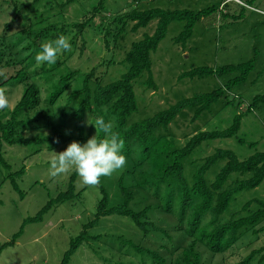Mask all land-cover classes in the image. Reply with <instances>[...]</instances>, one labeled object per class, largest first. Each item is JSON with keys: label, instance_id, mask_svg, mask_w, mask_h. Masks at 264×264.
<instances>
[{"label": "rangeland", "instance_id": "374dc122", "mask_svg": "<svg viewBox=\"0 0 264 264\" xmlns=\"http://www.w3.org/2000/svg\"><path fill=\"white\" fill-rule=\"evenodd\" d=\"M18 1L23 3L22 10L18 14L20 23L27 17L36 21L35 16H42L41 21L38 20L37 23L33 21L34 28L41 29L55 25L50 30V36L60 32L63 25L67 26L61 35L69 39L71 50L58 54L57 57L63 61L60 71L75 69L79 75L55 104L56 114L60 107L65 106L71 90L82 82V75L92 67L98 66L97 75L101 77L102 84L119 79L128 69V64L121 61L130 50L132 43L153 34L157 23L156 20H152L145 28H140L136 32H131L130 26L127 25L123 38L118 39L116 44L111 36L106 39L110 41L109 47L106 48L102 33L98 30L102 17L106 18V22L101 26L103 31L104 27L109 26L107 22L131 10L134 6L139 10L159 7L194 12L216 7L213 13L206 14L194 24L191 36L184 42L177 43L175 38L184 30L185 22L173 21L168 25L164 38L160 40L156 50L150 52L151 73L156 88L149 87L147 71H143L133 81L137 111L130 115L126 125L151 118L179 100L223 87L227 80L236 75V73H229L221 76L209 75L201 78L180 79L179 76L182 73L195 67L215 68L253 59L254 68L246 82L232 86L224 97L212 104L208 110L203 111L195 121H191L194 109L186 108L170 121L166 130L159 127L155 134L159 137L166 136L173 141L174 147L181 148L194 134L200 131L224 130L231 125L235 115H241L240 128L235 136L205 140L183 160L184 178L188 182L203 159L218 149L231 150L239 160H244L255 152H264V103L258 102L251 111H247L248 105L255 96L264 95V0H241L243 1L241 5L232 0L227 3L230 9L227 15L225 12L221 13V9L218 10L222 0H106L104 11L101 12L102 16L96 15L94 21L79 34L74 24L87 19L90 16L89 12L99 0H41L38 3H33V0ZM239 9L241 13L233 17L232 14ZM16 14L17 9L0 7V29L3 23ZM109 27L114 28V25ZM16 29L17 27L13 29L14 32ZM15 37L13 35L11 39L14 40ZM26 42L14 48L18 57L28 53L22 49ZM109 60H114L115 63H107ZM40 64L35 60L33 67ZM35 80L40 86L41 98L45 101L49 90L48 83L40 77H36ZM21 90L19 86L9 94L10 107L19 98ZM91 118L89 113L84 117L85 129L89 131L88 139L96 134V129L88 128L91 125ZM58 120L56 116L55 122ZM65 123L68 129L64 134H73L76 125L70 120V114L66 116ZM50 131V128L28 129L25 136L40 137L49 135ZM88 139L79 140L75 136L70 140H60L59 143H46L41 148L36 145L0 143L3 156L10 164L11 172L25 167L24 174L18 179L19 188L24 193L22 199L11 187L9 180L2 182L9 171L0 167V183L2 182L0 184V245L12 239V235L20 229L25 218L36 215L50 197L53 198L66 189L73 170L70 168L58 177H51L49 165L55 153L62 152L72 141L84 143ZM239 139L244 140V143L239 142ZM250 143L253 145L250 146ZM136 156L139 157V154ZM131 160L126 157V165L123 169L111 177H101V182L95 186L82 184L77 176L74 185L76 191H82L81 195L71 201L53 206L43 215L41 222L26 224L15 244L3 248L0 252V264H59L69 246L70 239L78 234L84 223L93 218L96 202L100 198L99 186L102 185L107 190L111 205L119 202L120 195L116 181ZM225 162V160H217L210 166L205 173L208 183L214 181ZM145 167V170H148V167ZM250 176L251 173H231L225 187H231L236 181ZM139 191L135 195V202L132 203L135 209L156 202V199L150 197L143 198L141 193H145ZM253 199L264 201V179L257 187L234 194L228 209L220 216V221L228 222L236 213L238 216H244L248 211L256 210L257 205L253 203L248 211H241L242 206ZM173 217L158 212V215L151 216V219L155 221L159 218V226L167 227V221L175 222ZM130 222V219L117 215L102 218L99 224L90 230L93 235H98V239L84 242L71 256L68 264H140L139 258L143 254L138 255L129 250L124 242V239L131 235ZM171 233L174 232L171 231ZM173 235L175 237L172 242L180 247L185 246L189 241L188 238L179 240L178 232ZM161 243L171 247V242L155 231H151L150 237L148 236V239L143 242L146 246H157ZM261 245H264V231L257 234L248 231L224 253L212 254L202 247L200 249L203 254V264H234L252 249ZM180 249L174 250L175 253L177 254Z\"/></svg>", "mask_w": 264, "mask_h": 264}, {"label": "trees", "instance_id": "16d2710c", "mask_svg": "<svg viewBox=\"0 0 264 264\" xmlns=\"http://www.w3.org/2000/svg\"><path fill=\"white\" fill-rule=\"evenodd\" d=\"M40 1L33 0V3ZM105 1L99 0L89 12L90 16L87 19L74 24L78 34L90 22L94 21L96 15L102 16L101 12L104 11ZM22 4L17 0H0V7L17 9V14L3 23L0 29V90L5 92L9 100V94L14 89L19 86L22 88L20 96L13 106L9 105L8 108L0 110V143L36 145L41 148L46 143H59L60 140H70L75 136L79 140L88 139L89 131L85 129L84 117L89 113L92 117L91 123L98 117L112 123L113 131L123 141V154L128 159H132L116 181L120 195L119 202L116 205H111L107 190L104 186H99L100 198L96 202L93 218L84 223L78 234L70 239L69 246L59 264H68L71 256L84 242L97 240L98 235H93L90 230L96 227L102 218L111 215L130 219L131 235L127 236L128 238L124 239V242L129 250L138 255L143 254L139 258L140 264H203L200 247L212 254L224 253L244 233L250 231L252 234H257L264 231V201L259 199L246 202L241 209V211H248L249 207L255 203L256 210L248 211L244 216H238L236 213L237 216L234 214L228 222L220 221V216L228 209L234 194L245 189L255 188L264 179V152H255L246 159L239 160L231 150L218 149L203 159L191 174L189 182L184 178L183 160L205 140L235 136L240 128V114L234 116L231 125L226 129L200 131L191 136L181 148L174 147L173 141L167 139L166 136L159 137L155 134L159 127L166 130L170 121L186 108L194 109L191 121H195L203 111L208 110L212 104L224 97L232 86L246 82L254 68L253 59L215 68L195 67L182 73L179 76L180 79L184 77L201 78L209 75L221 76L229 73H236V75L227 80L223 87L179 100L151 118L131 123L129 126L126 125L130 115L137 111L133 81L143 71H147L149 87L156 88L151 73L150 52L156 50L158 43L166 34L168 25L173 21L185 22L184 30L175 38L177 43L184 42L191 36L194 24L206 14L213 13L217 9L216 7L212 6L194 12L186 9L167 10L159 7L139 10L134 6L131 10L121 13L107 22V25H114V28L106 26L103 31L101 26L106 22V18L102 17L98 30L102 33L106 48L110 44V41L106 39L111 36L116 44L118 39L123 38L127 25L130 26L131 32H136L140 28H145L152 20H156L157 23L153 34L146 35L143 39L132 43L130 50L121 61L128 64V69L119 79L102 84L101 77L97 75L98 66L92 67L82 75V82L71 90L65 106L60 107L56 114L55 104L62 98L79 73L75 69L60 71L63 61L59 57L54 65L43 63L33 66L41 43L55 40L66 30L67 26L63 25L60 32L50 36V30L55 25L36 29L34 28V19L30 17L20 23L18 14L22 10ZM34 18L36 23L38 20H42V16ZM15 27L17 29L14 32ZM13 35L16 36L14 40L11 39ZM24 41L27 42L22 46V49L28 53L18 57L14 48L20 46ZM107 63L111 64L115 61L109 60ZM36 77L43 78L48 83L49 90L45 101L41 98V89L35 80ZM227 102L229 101L227 100ZM258 102L264 103V95L255 96L248 105L247 111H251ZM68 114H70V120L76 125V129L73 134L65 135L64 133L68 129L65 118ZM56 116L60 121L55 122ZM34 128H50L51 131L49 135L35 138L25 136L28 129ZM88 128L89 130L95 129L92 124ZM238 141L244 143L242 139ZM249 145L252 146L253 143ZM137 154L139 157L136 156ZM217 160L226 162L215 176L214 181L208 183L205 173ZM145 166L148 167V170H145ZM0 167L9 171L2 182L9 180L11 187L18 192L22 199L24 193L19 188L18 179L24 174L25 167L11 172L10 164L3 156L1 147ZM234 172L251 173V176L236 181L231 187H225L228 176ZM77 176L72 171L66 189L57 193L55 197H50L36 215L25 218L20 229L12 235V239L0 245V252L3 248L15 244L26 224L41 222L43 215L53 206L71 201L81 195L82 191H76L74 185ZM133 181L135 182L133 183ZM139 190L145 193H141L143 198L150 197L156 199V202L135 209L132 203L135 202V195L140 192ZM158 212L174 216L175 222L167 221V227L159 226V218L155 221L151 219V216H157ZM151 231L160 233L162 237L171 242V247L165 243L157 246L144 245L143 242L148 239V236L150 237ZM171 231L174 232L173 234L178 232L179 240L188 238V243L181 247L175 245L172 242L175 236ZM178 248L181 249L176 254L174 250ZM129 253L131 255V252ZM254 262L264 264V245L252 249L234 264H255Z\"/></svg>", "mask_w": 264, "mask_h": 264}, {"label": "clouds", "instance_id": "9594fccd", "mask_svg": "<svg viewBox=\"0 0 264 264\" xmlns=\"http://www.w3.org/2000/svg\"><path fill=\"white\" fill-rule=\"evenodd\" d=\"M71 50L68 38L59 35L53 41H44L35 60L41 64L54 65L61 52ZM9 100L3 90H0V110L8 108ZM96 134L84 143L72 141L50 161L49 175L58 177L70 168L78 175L82 184L95 186L101 182V177H111L126 165L123 154V141L113 131V125L104 118L98 117L91 123ZM99 130V134L97 133Z\"/></svg>", "mask_w": 264, "mask_h": 264}, {"label": "crops", "instance_id": "0c3cea01", "mask_svg": "<svg viewBox=\"0 0 264 264\" xmlns=\"http://www.w3.org/2000/svg\"><path fill=\"white\" fill-rule=\"evenodd\" d=\"M228 2H232V0H222L220 3H219V7H218V10L221 9V13H224L227 15V13L229 12V8L227 7V3ZM136 3V2H135ZM242 11V10H241ZM240 9L238 11H235V14H232V16L234 17V15H238L240 14Z\"/></svg>", "mask_w": 264, "mask_h": 264}, {"label": "built area", "instance_id": "2783aa9c", "mask_svg": "<svg viewBox=\"0 0 264 264\" xmlns=\"http://www.w3.org/2000/svg\"><path fill=\"white\" fill-rule=\"evenodd\" d=\"M235 2H237L238 4H243V1H241V0H234Z\"/></svg>", "mask_w": 264, "mask_h": 264}]
</instances>
